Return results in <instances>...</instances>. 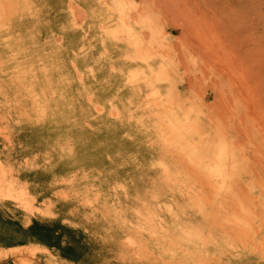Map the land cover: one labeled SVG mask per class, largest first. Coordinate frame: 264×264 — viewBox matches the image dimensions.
I'll return each mask as SVG.
<instances>
[{"label":"rangeland","instance_id":"374dc122","mask_svg":"<svg viewBox=\"0 0 264 264\" xmlns=\"http://www.w3.org/2000/svg\"><path fill=\"white\" fill-rule=\"evenodd\" d=\"M0 264H264V0H0Z\"/></svg>","mask_w":264,"mask_h":264}]
</instances>
